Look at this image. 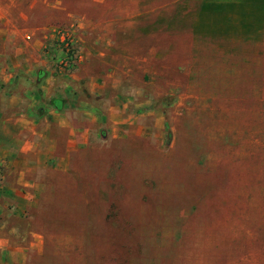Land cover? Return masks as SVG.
<instances>
[{"label": "rangeland", "instance_id": "1", "mask_svg": "<svg viewBox=\"0 0 264 264\" xmlns=\"http://www.w3.org/2000/svg\"><path fill=\"white\" fill-rule=\"evenodd\" d=\"M251 1L37 0L34 14L55 20L66 103L93 110L91 139L105 147L25 187L39 198L7 190L0 166V223L34 224L51 258L27 264H264V44ZM54 28L73 48L67 70ZM16 205L27 213L9 214Z\"/></svg>", "mask_w": 264, "mask_h": 264}, {"label": "crops", "instance_id": "2", "mask_svg": "<svg viewBox=\"0 0 264 264\" xmlns=\"http://www.w3.org/2000/svg\"><path fill=\"white\" fill-rule=\"evenodd\" d=\"M36 2L0 0V166L13 176L6 189L24 199L41 197L40 190L25 187L38 188L43 174L65 172L70 162H98L97 152L105 147L91 139L92 133L94 140L98 134L93 110L74 101L66 103L67 85L56 75L48 48L49 25L55 20L34 14ZM42 3L45 9L50 6V0ZM248 6V17H260L252 23V34H261L264 44V0H252ZM218 22L214 21L212 31L219 29ZM180 33L185 40L182 57L187 61L194 36L188 29ZM26 209L16 205L9 214L25 215ZM33 226L0 223V264L51 261L43 254V238Z\"/></svg>", "mask_w": 264, "mask_h": 264}, {"label": "built area", "instance_id": "3", "mask_svg": "<svg viewBox=\"0 0 264 264\" xmlns=\"http://www.w3.org/2000/svg\"><path fill=\"white\" fill-rule=\"evenodd\" d=\"M54 34L58 35V37L64 43V47L66 49L65 55L58 62L60 65V70H67L72 66L75 57L71 42L69 41V37L64 29L55 28Z\"/></svg>", "mask_w": 264, "mask_h": 264}]
</instances>
